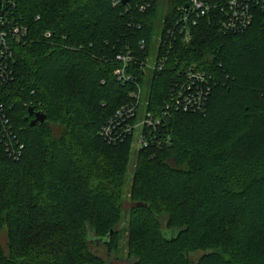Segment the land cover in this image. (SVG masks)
I'll return each mask as SVG.
<instances>
[{"label": "trees", "instance_id": "trees-1", "mask_svg": "<svg viewBox=\"0 0 264 264\" xmlns=\"http://www.w3.org/2000/svg\"><path fill=\"white\" fill-rule=\"evenodd\" d=\"M188 1L14 0L29 40L15 48L3 99L26 149L19 160L0 154V264H107L96 239L111 230V254L125 251L130 264H264L261 8L237 33L213 8L189 41L177 39L165 70L132 65L147 76L155 113L178 70L196 64L215 77L204 112L167 119L172 145L136 147L132 162L131 140L99 133L134 88L116 79L117 54L145 58L155 30L174 25ZM29 108L46 121L31 125Z\"/></svg>", "mask_w": 264, "mask_h": 264}, {"label": "built area", "instance_id": "built-area-1", "mask_svg": "<svg viewBox=\"0 0 264 264\" xmlns=\"http://www.w3.org/2000/svg\"><path fill=\"white\" fill-rule=\"evenodd\" d=\"M120 0H114V4ZM187 7L180 8V16L175 24L160 28L159 51L154 64L150 63V55L138 57L131 48L120 51L116 58L120 65L115 69L116 79L122 86L132 84L131 100L118 107L101 125L99 133L109 143L118 144L131 140L137 148L152 147L162 149L173 143L172 127L169 124L172 112H204L210 94L217 84L211 72L192 64L178 70L176 77L169 88V97L165 107L155 113L149 109V98L146 103V112L140 111L142 104V81L132 70V65L144 69L145 74L165 70L179 37L189 41L193 27L200 18L207 15L213 8L224 14L221 28L224 32H242L250 27L258 13L264 11V0H219L216 3L202 0H189ZM8 5H10L8 9ZM16 3L7 0V8L0 15V154L5 153L10 158L19 160L26 149L9 115L3 99V89L14 78L15 48L19 43L29 40V27L23 18L16 15ZM149 4L142 5L144 10ZM50 38L51 32H46ZM141 47L145 48L146 41L141 39Z\"/></svg>", "mask_w": 264, "mask_h": 264}, {"label": "rangeland", "instance_id": "rangeland-1", "mask_svg": "<svg viewBox=\"0 0 264 264\" xmlns=\"http://www.w3.org/2000/svg\"><path fill=\"white\" fill-rule=\"evenodd\" d=\"M156 34L154 35V38H153V41L150 45V49H149V55H150V63L154 64L156 59H157V54H158V51H159V36L161 34V30L160 28L158 27L156 30H155ZM147 78V76H144V79L142 81V104L140 106V111L142 113H145L146 112V101L148 100V98L150 97V85L149 83L147 82V80L145 79ZM131 159H132V162H133V158L135 157L136 155V152H137V148L136 146L133 144V142H131ZM133 175V168L130 167L129 168V172H128V177H127V182H126V186H125V190L128 191L132 185V176ZM129 196V194H128ZM129 209L126 208L125 212H126V217H129ZM126 240H127V233H125L123 235V239H122V244L125 245L126 243ZM2 242L5 241V238L3 237L1 239ZM100 248V249H99ZM97 252L102 255V256H105L106 259L108 260V263L107 264H130L131 262V259H129L126 255V252L123 251L121 252L120 250V255L121 257H117L115 254H111L110 257H108L106 255V249L103 247V246H99ZM203 252H200L198 254H193V257L195 259H197Z\"/></svg>", "mask_w": 264, "mask_h": 264}, {"label": "water", "instance_id": "water-1", "mask_svg": "<svg viewBox=\"0 0 264 264\" xmlns=\"http://www.w3.org/2000/svg\"><path fill=\"white\" fill-rule=\"evenodd\" d=\"M131 0H122V2L124 4L129 3ZM202 1H210L212 3H216L219 0H202ZM187 7V4L185 5ZM6 9V1L5 0H0V15L3 13V11ZM29 112L30 114L34 113V118L31 119L30 124L31 125H36L37 123H43L46 121L47 119V115L43 112V111H34L33 108H29ZM113 230H111L110 234L106 237V238H98L96 239V237H94L93 233H91V238L92 239H96L97 243L99 245H102L106 250H107V254L108 257L111 256V247H110V241H109V237L112 234Z\"/></svg>", "mask_w": 264, "mask_h": 264}]
</instances>
